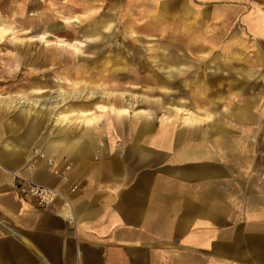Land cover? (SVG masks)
Listing matches in <instances>:
<instances>
[{
    "label": "crops",
    "instance_id": "1",
    "mask_svg": "<svg viewBox=\"0 0 264 264\" xmlns=\"http://www.w3.org/2000/svg\"><path fill=\"white\" fill-rule=\"evenodd\" d=\"M112 1L123 8L139 0ZM159 1L156 18L168 21L175 41L170 63L179 73L185 66L174 79H200L202 92L223 91L232 103L214 122L209 112L186 109L185 124L173 126L185 135H163L176 105H149L163 111V134L148 120L95 127L109 112L76 107L72 122L51 121L59 132L41 135L40 159L26 168L36 129L51 112L0 98V264H264V135L252 131L264 130V0ZM59 17L64 30V17L77 22ZM26 42L10 48L23 55ZM78 57H69L73 65ZM62 58L56 63L68 62ZM29 84L30 92L44 91ZM149 106L110 113L148 118ZM10 107L18 108L13 117ZM80 111L95 117L79 121ZM18 176L61 195L40 208L14 187Z\"/></svg>",
    "mask_w": 264,
    "mask_h": 264
},
{
    "label": "rangeland",
    "instance_id": "2",
    "mask_svg": "<svg viewBox=\"0 0 264 264\" xmlns=\"http://www.w3.org/2000/svg\"><path fill=\"white\" fill-rule=\"evenodd\" d=\"M159 4V0L129 1L121 8L112 0H0V97L13 99V104L17 107H21L19 102L26 104L32 101H25L26 98L43 99L53 97L58 92L65 98L61 105L48 108L51 119L43 128L36 129L37 134L34 135L31 152L34 156L26 168L29 165L32 167L40 159L39 146L43 143L41 135L48 136L50 133L52 135L59 132V127L51 121L55 123L60 121L53 117L71 114L72 122L74 119L72 116L78 114L72 111L76 107H85L97 114L109 112L102 115L95 127L102 126L106 121H125L131 126V122L136 120H148L157 124L156 133L163 134L161 132V126H164L163 111L160 107L149 105L154 102L158 105L160 103L176 105L179 110L174 113L168 132L163 135H174L176 131L180 135H185V129L177 130L173 126L185 124L182 117L186 109L194 111V115L209 112L211 122H214L220 116L219 107H227L232 103L233 97L227 96L223 91L217 95V91H210L205 86V91L202 92L200 79L193 81L174 79L184 76L185 66L180 68L179 73L176 69L179 66L170 63L171 58H174L172 47L175 41L174 36L169 33L168 21L162 24L159 18H156ZM59 15L72 16L77 22H65L67 26L64 30L59 24L61 23L58 21ZM3 27L7 30L1 33ZM25 28H30L33 32L29 34L21 32L20 29ZM93 29L97 30L93 32ZM43 31L48 34L40 35ZM87 39H90V42L84 41ZM79 41L87 45L78 46L80 53L77 47L68 44ZM24 42L28 46L21 49L23 55H17L18 52L10 48V45L12 48L25 46ZM60 43L63 46H60ZM77 54L80 57L76 59L77 65H73L69 57H76ZM58 55L63 57V61L69 58L68 62L56 63ZM10 57L17 58L11 60ZM73 70L79 71L78 74L76 75ZM22 72L17 80L7 79L10 74ZM28 72L32 75L31 78H28ZM162 80L169 83L165 84ZM29 83L42 87L44 91L30 92ZM74 91L83 94L72 97ZM128 100H132L133 104L130 105ZM108 105L117 108L127 107L132 112L133 109L149 106L152 111L148 118L138 119L129 114L119 120L112 114L117 113V110H109ZM28 106L40 108L38 104ZM17 112L18 108L10 107L6 114L13 117ZM89 114L90 112L83 116L80 111L78 120L95 117ZM70 127L77 132L76 122ZM21 129L20 126H16V130ZM252 131H255L258 137L264 135L262 129ZM242 132L247 134L246 130ZM256 147V152L262 151L261 146ZM44 162L47 166L55 163L48 165L47 159ZM67 165L68 163L63 166V170L57 166L60 174H63Z\"/></svg>",
    "mask_w": 264,
    "mask_h": 264
},
{
    "label": "bare ground",
    "instance_id": "3",
    "mask_svg": "<svg viewBox=\"0 0 264 264\" xmlns=\"http://www.w3.org/2000/svg\"><path fill=\"white\" fill-rule=\"evenodd\" d=\"M72 21H75V19H69V18H67V17H64L63 18V22H68V23H70V22H72ZM7 30V28L6 27H3V28H1V33L2 32H4V31H6ZM60 46H63V44H59ZM83 93L82 92H79V91H74L73 93H72V97H76V96H80V95H82ZM0 98H2V97H0ZM49 99H51V100H49ZM64 97H63V94H60V92H58V93H56L53 97L51 96V97H48V98H43V99H25V101L27 100V101H31L30 103L28 102V103H26V104H23V103H21V102H19V105L20 106H28L29 104H38L39 105V107H46V108H51V107H56V106H58V105H61L62 104V102L64 101ZM128 103L130 104V105H132L133 104V102H132V100H128ZM104 108H106L105 106H104ZM109 110H117V112L118 113H120V114H126V113H128V111H130L127 107H124V108H117V107H115L114 105H108V107H107ZM138 112H142V110H139V109H133V113L134 114H137ZM74 114V113H73ZM88 114V112H85V111H81V115H83V116H86ZM71 114H64V115H55L53 118L57 121H62L63 119L65 120V122L66 123H69V122H71ZM85 120V119H84ZM88 119H86V121H87ZM49 162H51V161H49L48 160V163ZM52 163V162H51ZM32 183V182H31ZM34 184H36V183H34ZM38 185H40V184H38ZM41 186H44V185H41ZM45 187H48V186H45Z\"/></svg>",
    "mask_w": 264,
    "mask_h": 264
},
{
    "label": "built area",
    "instance_id": "4",
    "mask_svg": "<svg viewBox=\"0 0 264 264\" xmlns=\"http://www.w3.org/2000/svg\"><path fill=\"white\" fill-rule=\"evenodd\" d=\"M48 164L51 165L52 163L49 162ZM68 168L69 166L65 167L66 170ZM14 179V187L19 189L21 193L32 196L35 199L36 205L40 208H46L58 196L61 195V191L55 187H45L34 184L19 176L15 177Z\"/></svg>",
    "mask_w": 264,
    "mask_h": 264
}]
</instances>
